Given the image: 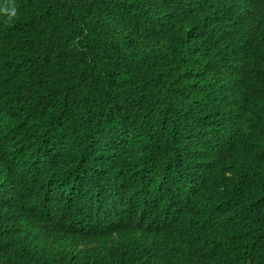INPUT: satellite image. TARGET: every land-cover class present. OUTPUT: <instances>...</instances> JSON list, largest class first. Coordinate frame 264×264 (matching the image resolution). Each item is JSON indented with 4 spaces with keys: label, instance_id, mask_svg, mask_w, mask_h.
<instances>
[{
    "label": "trees",
    "instance_id": "1",
    "mask_svg": "<svg viewBox=\"0 0 264 264\" xmlns=\"http://www.w3.org/2000/svg\"><path fill=\"white\" fill-rule=\"evenodd\" d=\"M0 264H264V0H0Z\"/></svg>",
    "mask_w": 264,
    "mask_h": 264
},
{
    "label": "clouds",
    "instance_id": "2",
    "mask_svg": "<svg viewBox=\"0 0 264 264\" xmlns=\"http://www.w3.org/2000/svg\"><path fill=\"white\" fill-rule=\"evenodd\" d=\"M15 9L12 10L11 15L15 16ZM164 214H165V219L167 222L168 227L170 226V224L173 222V220L176 218V212L169 208V207H165V209L163 210Z\"/></svg>",
    "mask_w": 264,
    "mask_h": 264
}]
</instances>
